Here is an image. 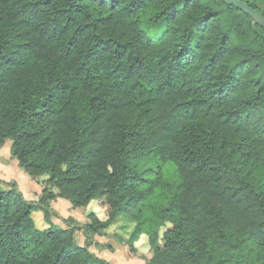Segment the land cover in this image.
Segmentation results:
<instances>
[{
  "label": "trees",
  "instance_id": "obj_1",
  "mask_svg": "<svg viewBox=\"0 0 264 264\" xmlns=\"http://www.w3.org/2000/svg\"><path fill=\"white\" fill-rule=\"evenodd\" d=\"M7 139L46 177L36 205L0 187V264H111L89 245L121 216L146 264H264V28L224 0H0ZM57 197L105 206L83 245Z\"/></svg>",
  "mask_w": 264,
  "mask_h": 264
},
{
  "label": "rangeland",
  "instance_id": "obj_2",
  "mask_svg": "<svg viewBox=\"0 0 264 264\" xmlns=\"http://www.w3.org/2000/svg\"><path fill=\"white\" fill-rule=\"evenodd\" d=\"M155 162L148 161L141 163L140 167L154 166ZM46 176L33 178L25 173L17 164L15 158L11 156V140L7 139L0 146V187L7 188L5 182L15 181L19 190L23 193L26 200L36 205L43 188V179ZM50 220L58 227L66 228L76 226V240L80 245L84 244V234L81 226L89 221L88 214L93 212L100 220L106 219L105 206L99 199L91 200L85 207H71L68 200L57 197L49 204ZM32 219L37 229L48 228L49 222L44 219L43 213L38 208H33ZM121 216L119 221L111 223L106 229L101 230L99 234L92 235V241L89 250L94 254L106 259L111 264H146V259L152 256L148 244V236L143 233L134 243V250L129 247L120 238H126L133 227V223L126 221ZM122 219V220H121ZM121 227V224H124Z\"/></svg>",
  "mask_w": 264,
  "mask_h": 264
},
{
  "label": "water",
  "instance_id": "obj_3",
  "mask_svg": "<svg viewBox=\"0 0 264 264\" xmlns=\"http://www.w3.org/2000/svg\"><path fill=\"white\" fill-rule=\"evenodd\" d=\"M229 5H234L237 9L244 12L246 15L250 16L256 23L264 28V15L256 10L255 8L249 6L243 0H224Z\"/></svg>",
  "mask_w": 264,
  "mask_h": 264
}]
</instances>
